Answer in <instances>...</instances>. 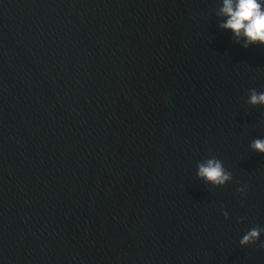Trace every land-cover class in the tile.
Masks as SVG:
<instances>
[{
    "label": "water",
    "instance_id": "water-1",
    "mask_svg": "<svg viewBox=\"0 0 264 264\" xmlns=\"http://www.w3.org/2000/svg\"><path fill=\"white\" fill-rule=\"evenodd\" d=\"M222 7L0 0V264H264V45Z\"/></svg>",
    "mask_w": 264,
    "mask_h": 264
},
{
    "label": "clouds",
    "instance_id": "clouds-1",
    "mask_svg": "<svg viewBox=\"0 0 264 264\" xmlns=\"http://www.w3.org/2000/svg\"><path fill=\"white\" fill-rule=\"evenodd\" d=\"M220 14L227 17L220 27L230 29L237 38V43L242 37L245 48L253 44L264 45V7L259 0H223ZM247 102L251 105H264V92H257L255 88L250 89ZM250 147L254 151L264 153V138L253 139ZM197 168V176L214 186H222L232 180L231 172L227 171L223 162L216 157L199 162ZM246 188L247 185L241 187L239 191L244 193ZM223 215L227 218L229 214L224 212ZM262 231L264 229L253 227L240 239V245L254 244ZM260 247L264 248V241Z\"/></svg>",
    "mask_w": 264,
    "mask_h": 264
}]
</instances>
